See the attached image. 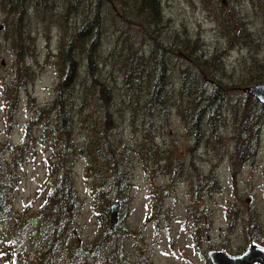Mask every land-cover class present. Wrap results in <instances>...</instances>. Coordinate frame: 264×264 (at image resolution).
Returning a JSON list of instances; mask_svg holds the SVG:
<instances>
[{
	"label": "rangeland",
	"instance_id": "obj_1",
	"mask_svg": "<svg viewBox=\"0 0 264 264\" xmlns=\"http://www.w3.org/2000/svg\"><path fill=\"white\" fill-rule=\"evenodd\" d=\"M33 2L26 0L24 13L18 14L0 1V160L8 158L11 145L14 150L18 146L36 109L53 99L57 69L66 64L60 58L63 42L82 19L99 10L96 76L100 83L108 82L120 111L114 112V125L106 130L96 121L95 93L85 81V50L75 48L71 55L78 75L72 81L71 136L82 147L91 139L102 153L112 150L124 159L127 180L123 196L115 198L111 191L95 199V171L90 167L104 166L93 160L91 147L90 156L81 154L73 160L80 210L67 229V243L46 264H85L86 255L102 264L108 258L101 239L106 237L109 210L105 216L102 212L113 201L118 203L115 225L121 240L116 264H210L208 250L237 255L251 244L264 248V119L256 154L242 161L234 153V134L243 120L239 104L225 105L216 136L205 133L196 143L175 109L162 112L154 107L147 75L157 71L148 59L135 58L139 91L123 77L126 52L145 58L162 50L167 61L161 75L169 73L175 87L183 54L191 52L209 61L204 66L218 70L224 82H240L255 73L264 79V0H159L161 19L147 27L143 13L132 6L136 0H122L116 6L109 0H46L36 6ZM238 25L244 30L236 35ZM237 96L231 92L230 100ZM53 126L36 121L29 127L32 143L29 138L12 212L0 226V248L5 241L13 247L8 261L0 251V264H39L32 257L35 237L29 238V225L31 218L41 217L37 188L59 147ZM103 131L108 132L110 145L102 140Z\"/></svg>",
	"mask_w": 264,
	"mask_h": 264
},
{
	"label": "trees",
	"instance_id": "obj_2",
	"mask_svg": "<svg viewBox=\"0 0 264 264\" xmlns=\"http://www.w3.org/2000/svg\"><path fill=\"white\" fill-rule=\"evenodd\" d=\"M0 1L2 2V7L5 6L8 11L17 12L18 14L20 11H22V14L24 13V3L26 0ZM109 1L113 6L122 2V0ZM38 2L44 3L46 0H34L33 4L36 6ZM132 6L137 13H143L144 19L142 20V24L145 27L150 23L156 24L161 19L159 0H136V3ZM72 7H77L76 2L72 3ZM79 10L81 12L82 9L78 8ZM98 13H100L99 10L91 13V16L88 18L82 19L78 30L70 35L71 37L66 43L63 42L60 49V58H65L66 64L57 69L58 83L53 99L36 109L33 119L26 122L27 126L25 125V129L26 127L27 129L18 146L14 150V145H11V152L8 158L0 160L1 226V223L7 221L9 214L12 212V201L19 182V170L29 153V138L31 139L29 144L32 143V137L28 132L29 127L36 121L45 124L50 122L54 125L52 127L56 131L54 142L59 147L54 152L56 156L55 161L49 163V165L47 163V176L45 180L37 188V193L42 196V202L37 209L41 213V217L36 216L34 219L31 218L29 225V238L35 237L32 245V257L39 264L49 263L59 247L67 243V239L65 238L69 234L67 229L72 227L80 210V200L72 172L73 160L79 155L90 156L88 149L91 147L93 160L104 166L103 170L94 169L92 165L90 167L91 170L95 171L93 174L96 179L92 183L93 197L95 199L99 196H106L111 191H113L115 198H118L117 195L123 196L125 191L127 192L125 188L127 180L124 168L122 167L125 162L124 159L117 157L116 153L112 152V150L102 153L96 143L93 147L94 143L91 139L88 140L86 147H82L71 136L72 81H75L78 75L76 64L73 62V55H71L75 48H78L79 51L85 50L86 74L88 75V78L85 75V81H89L92 91L95 93V102L97 103L96 121L102 124L106 130L114 125V112L120 111L112 100V89L108 82L103 81L100 83L101 81L96 76L97 68L95 63L98 62L97 58L100 55L98 51L101 19H99ZM238 27L239 30L235 31L236 35H238V32L244 30L241 25H238ZM17 33L20 34L19 30H17ZM249 34L247 38L243 37L245 44L249 43ZM187 41L189 42L190 40L187 39ZM193 54L194 52L183 54L185 60L183 61L182 68L179 70L177 76L179 84L176 87L173 86L174 81H169L168 78L171 76L169 73L165 74V76L161 75V70L165 64L164 61H167L166 58H163L162 50H157L152 57L146 56L145 58L140 54L135 57L132 51L126 52L124 55L125 73L123 77L133 83L134 87L131 89L135 88L136 91H139L142 85L139 81H136V78L140 75L138 73L139 65L135 58L143 60V62L148 59L149 65L152 64L153 70L156 69L157 71L153 76L151 74L147 75L148 86L146 85L154 107L162 112L165 108L169 107L175 109L184 130L190 134L193 142L196 141V143L198 140L204 138L205 133H207L205 137L216 136L225 105H229L232 102L239 104L243 120L240 122L241 127L234 134V153L235 155H239L242 161L253 159L257 152L260 125L264 119L262 115L264 103L253 97L246 90H241L240 88L246 85L245 83H261L264 82V79L260 77L259 73H255L247 78L245 77L246 79H241L240 82H224L218 70L212 72L204 66L209 61L200 60ZM214 60V57L210 58V62ZM72 63L75 65L73 68H71ZM143 73L146 72L142 71L141 74ZM207 86H210L209 90ZM231 92L232 94L236 92L240 96L231 98L230 100ZM14 102H16V97ZM200 134L201 137L198 138ZM107 135L108 132L103 131L101 137L105 143L110 145ZM8 145H10L9 142ZM1 150L2 148H0ZM26 207L27 205L23 206L22 212L25 211ZM108 210V206L104 207V211L102 212L104 216ZM249 217L253 216L249 215ZM103 235L106 236L101 239L104 244L103 250L108 251V258L102 264H116L121 250V240L117 233V226L115 225L112 230L107 227ZM110 246L111 250H109ZM12 247L9 242L5 241L0 248L6 261H8L9 251ZM86 256L85 264H96L95 259L87 258Z\"/></svg>",
	"mask_w": 264,
	"mask_h": 264
},
{
	"label": "water",
	"instance_id": "obj_3",
	"mask_svg": "<svg viewBox=\"0 0 264 264\" xmlns=\"http://www.w3.org/2000/svg\"><path fill=\"white\" fill-rule=\"evenodd\" d=\"M246 90L260 102L264 103V82L247 84L240 88ZM118 203L113 201L109 205L108 227L113 229L116 221ZM210 264H264V248L251 244L237 255H228L222 250H208Z\"/></svg>",
	"mask_w": 264,
	"mask_h": 264
}]
</instances>
